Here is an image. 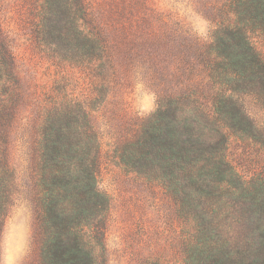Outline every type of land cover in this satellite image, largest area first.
<instances>
[{"label":"trees","instance_id":"16d2710c","mask_svg":"<svg viewBox=\"0 0 264 264\" xmlns=\"http://www.w3.org/2000/svg\"><path fill=\"white\" fill-rule=\"evenodd\" d=\"M8 4L50 85L23 89L0 18V235L14 193L9 135L32 100L38 264H105L110 201L98 186L96 116L139 77L156 110L111 128L109 157L172 202L179 264H264V168L246 175L228 154L233 139L264 153V124L253 115H264L254 45L264 0H207L208 44L150 0H0V14Z\"/></svg>","mask_w":264,"mask_h":264},{"label":"rangeland","instance_id":"374dc122","mask_svg":"<svg viewBox=\"0 0 264 264\" xmlns=\"http://www.w3.org/2000/svg\"><path fill=\"white\" fill-rule=\"evenodd\" d=\"M206 1L150 0V5L179 21L191 35L208 44L211 25L205 17ZM0 18L23 89L28 93L34 85H50L45 62L33 51L20 12L13 4H8L2 8ZM254 45L264 59V37L254 38ZM124 92L96 116L103 154L98 186L110 201L105 264H144L149 259L146 264H179L180 226L172 202L160 189L125 173L109 157L111 128L116 130L130 119L146 120L156 110V97L146 80L133 78ZM253 115L264 124L262 112L253 111ZM118 118L122 120L120 123ZM37 124L33 101H24L9 135V161L15 179L12 205L0 235V264L39 262L40 237L33 180ZM228 154L246 175L258 174L264 168V153L246 141L231 140ZM238 229L235 225L234 231Z\"/></svg>","mask_w":264,"mask_h":264}]
</instances>
